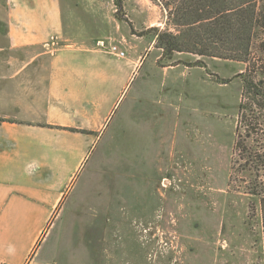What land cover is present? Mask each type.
Listing matches in <instances>:
<instances>
[{
    "label": "rangeland",
    "instance_id": "374dc122",
    "mask_svg": "<svg viewBox=\"0 0 264 264\" xmlns=\"http://www.w3.org/2000/svg\"><path fill=\"white\" fill-rule=\"evenodd\" d=\"M166 1L124 0L119 14L114 0H63L60 46L117 42L126 57H105L137 70L53 220L49 264H264L256 173L234 155L246 65L160 60L154 35L141 34L174 30Z\"/></svg>",
    "mask_w": 264,
    "mask_h": 264
},
{
    "label": "crops",
    "instance_id": "0c3cea01",
    "mask_svg": "<svg viewBox=\"0 0 264 264\" xmlns=\"http://www.w3.org/2000/svg\"><path fill=\"white\" fill-rule=\"evenodd\" d=\"M2 4L0 260L49 264L42 251L53 220L137 68L85 47L45 51L64 36L63 0Z\"/></svg>",
    "mask_w": 264,
    "mask_h": 264
},
{
    "label": "trees",
    "instance_id": "16d2710c",
    "mask_svg": "<svg viewBox=\"0 0 264 264\" xmlns=\"http://www.w3.org/2000/svg\"><path fill=\"white\" fill-rule=\"evenodd\" d=\"M114 3L120 14L124 0ZM166 7L174 30L152 27L141 34L154 35L160 60L190 53L246 65L237 74L242 97L234 155L235 164L255 170L249 193L261 200L264 232V0H167ZM195 64L204 66L201 59Z\"/></svg>",
    "mask_w": 264,
    "mask_h": 264
},
{
    "label": "built area",
    "instance_id": "2783aa9c",
    "mask_svg": "<svg viewBox=\"0 0 264 264\" xmlns=\"http://www.w3.org/2000/svg\"><path fill=\"white\" fill-rule=\"evenodd\" d=\"M60 38L57 36L52 37L48 41L43 43V48L45 51L49 52L50 54H55L60 46ZM97 46L101 50H105V52L109 54H113L117 56L118 58H125L126 57V50L121 47V45L117 42L106 40H98ZM0 264H9L3 260H0ZM25 264H30V262H26Z\"/></svg>",
    "mask_w": 264,
    "mask_h": 264
}]
</instances>
